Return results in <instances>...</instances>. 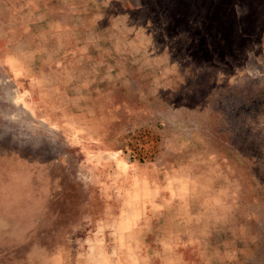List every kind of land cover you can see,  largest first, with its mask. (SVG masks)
Returning <instances> with one entry per match:
<instances>
[{"label":"rangeland","instance_id":"rangeland-1","mask_svg":"<svg viewBox=\"0 0 264 264\" xmlns=\"http://www.w3.org/2000/svg\"><path fill=\"white\" fill-rule=\"evenodd\" d=\"M0 264H264V0H0Z\"/></svg>","mask_w":264,"mask_h":264}]
</instances>
